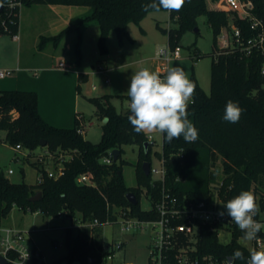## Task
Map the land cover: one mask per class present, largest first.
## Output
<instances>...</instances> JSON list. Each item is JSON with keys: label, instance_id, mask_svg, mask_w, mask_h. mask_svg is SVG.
I'll use <instances>...</instances> for the list:
<instances>
[{"label": "trees", "instance_id": "trees-1", "mask_svg": "<svg viewBox=\"0 0 264 264\" xmlns=\"http://www.w3.org/2000/svg\"><path fill=\"white\" fill-rule=\"evenodd\" d=\"M228 0H185L179 12H168L161 8L159 12L170 13V22L176 26L169 30L157 23V28L169 37L171 49L180 46L182 37L189 32L200 35V18L206 22L213 34V46L209 56L213 58L211 67V90L207 94L201 87L195 74L191 81L196 85L195 103L188 106V117L199 129V139L187 143L181 135L169 143L163 134L162 164L167 170L160 193L154 191L152 174L146 176L142 165L150 162L153 144L146 133L133 131L127 116L117 112L110 103V96L91 99L97 108V116L103 122L102 136L98 144L91 143L78 133L80 120L76 119L70 127H59L43 117L39 106V94L35 90L0 91V131H5L9 145H20L24 150L35 151L43 148L55 158L63 156V174L58 179L48 176L45 165L34 164L42 174L43 181L35 185L25 182L14 183L0 172V222L14 209L24 213L35 212L46 217L65 215L74 224L67 229L68 254L52 264H107L110 253L105 252L103 229L109 219L115 222L117 209H129L130 215L140 220L156 219L157 214L141 206L142 188L156 196L149 198L151 205L165 195L176 198L180 203L208 202L216 193L227 202L241 191H251L264 202V53L256 51L246 56L240 47L221 48L218 37L227 34L231 25L237 26L246 42L255 35L248 20L227 4ZM254 4L253 14L264 18V0H244ZM20 2L21 7L10 8V4ZM150 0H0L5 5L0 13V36L16 35L20 28V15L25 7L34 5H62L91 8V14L81 21L73 22L58 35L44 38L55 42L57 46L68 34L77 32L78 40L75 54L81 58V27L90 22L100 26L98 46L100 53H109L107 41L110 33L116 32L120 45L126 40L132 42L128 26L140 25L150 14L142 4ZM22 8V9H21ZM7 28V31L6 29ZM196 45V43L194 44ZM203 57L197 53L196 59ZM129 98V97H128ZM238 101L244 109L238 123H229L222 119L227 101ZM45 142V146L41 143ZM140 146L139 187L129 188L123 177L122 166L115 161L107 165L102 159L114 150L121 155L126 145ZM121 155L119 158H121ZM32 156V155H31ZM222 161L223 179L213 170L218 159ZM151 163V162H150ZM152 167V164H151ZM92 173L96 186L79 185L77 178L81 174ZM162 185V186H161ZM162 187V188H161ZM42 193V199L32 202L31 198ZM132 192L138 199L137 205H131L127 194ZM80 215V217H78ZM99 225L76 228L79 221ZM1 225V224H0ZM212 227H203L199 245L200 255H214L220 260L232 257L237 249L244 254V260L235 264H247L250 251L238 242L242 232L236 230L229 244L219 241ZM36 258L33 264H39Z\"/></svg>", "mask_w": 264, "mask_h": 264}, {"label": "rangeland", "instance_id": "rangeland-1", "mask_svg": "<svg viewBox=\"0 0 264 264\" xmlns=\"http://www.w3.org/2000/svg\"><path fill=\"white\" fill-rule=\"evenodd\" d=\"M81 9H84V7L62 5L25 7L20 15L21 29L19 28V30H21V42L14 40L11 34L0 36V68L4 66L3 63L5 61L18 57V53H21L25 66L28 65L31 69H41L39 70L41 75L43 74L41 72L42 68L47 62L46 57L51 55H54L50 60L52 64L58 65L61 59L68 62L70 66L75 64V45L78 40L76 31L68 34L57 46L55 42H48L43 39L58 35L73 22L83 19L86 13ZM199 22L200 35L195 32L194 34L189 32L182 37L180 42L182 59L171 63L170 68L175 66L183 67L189 79L194 72L203 90L210 94L213 58L209 56V53L212 51L213 34L206 22V17H201ZM162 24L164 28H169L165 20L162 21ZM172 27L176 26L172 25ZM19 30L18 34H20ZM131 32L132 37L140 42L147 40V44L142 48H128L121 55L122 52L117 46L118 38H116V32L110 33L114 38L109 42L111 56L105 69L102 65H96L97 57L94 55L95 47L92 42V36L88 38L85 36L84 50L86 61L84 62L83 71L88 74V77L83 81H79L77 86L73 81H60L58 78L53 81V85H45L44 90H41L40 96L43 117L46 120H54L55 118L66 120L67 115L65 114L76 110L80 114V120L85 125L84 138L91 143L98 144L101 137H103V122L98 118L96 105L91 99L110 96V103L117 112L120 114L127 113L129 111L130 98H128L126 92L130 86L133 73L143 68L159 72L160 61L157 55H152L154 52L150 42L155 37L163 40V43L158 47V51L168 48L169 45L167 35L156 28L155 21L150 17L145 18L140 25L132 23ZM195 43L196 45H194ZM68 44L72 45L71 48H68ZM198 52L203 54V57L199 60L196 59V53ZM27 75L35 79L34 71H29ZM17 78L18 75L15 73L12 77L0 79V85H8ZM6 134L5 131H0V172H3L14 183L25 182L31 186L35 185L40 172L34 164L38 163V157L43 155L45 150L39 148L33 152L28 150L16 152L15 147L10 146L6 140ZM146 135L147 137L151 136L154 143L150 153L152 167L154 169H162L163 134L154 132L146 133ZM123 150L121 158L116 163L119 167L122 166L123 177L127 186L129 188L139 187L140 178L137 165L141 156L139 155L140 146L138 143L126 145ZM30 154L32 156H29ZM60 165L61 162L57 158L51 157L49 166H46L45 169H47L46 171L54 170L59 168ZM9 170H13L14 174L9 175ZM213 170L219 175L218 179L222 180L224 175L220 158L217 160L216 167ZM152 183L154 191L160 193L159 184L163 185L164 182L159 177L152 176ZM141 188L143 190L141 206L143 209L149 210L152 208L149 198H154L157 194L156 192L154 194L148 192L149 190L143 185H141ZM223 205L224 203L219 204L220 211L226 212ZM0 224L1 228L22 232L25 239L21 241L20 247L28 250L31 254L37 248L43 264H52L65 258L68 254V246L66 244L67 229L71 228L74 222L64 214L60 217L43 218L35 212L24 213L19 209H14L8 217L1 220ZM77 226H75V229ZM156 232L157 230L152 228H137L123 232L120 222L106 225L103 229L105 252L113 255V259L106 260L107 264H150L154 253L153 239ZM232 240L233 234L230 231L220 232L219 241L222 244H229ZM238 242L249 250L253 248L252 240L239 238ZM117 244H123L122 248L117 249Z\"/></svg>", "mask_w": 264, "mask_h": 264}, {"label": "built area", "instance_id": "built-area-1", "mask_svg": "<svg viewBox=\"0 0 264 264\" xmlns=\"http://www.w3.org/2000/svg\"><path fill=\"white\" fill-rule=\"evenodd\" d=\"M1 4V3H0ZM227 4L233 11L238 12L243 18L249 21L250 29L255 32V35L249 38L246 42L243 40L240 29L231 25L227 34L222 33L218 37V43L221 48L231 49L240 47L246 56L253 55L256 51L264 53V18L257 17L253 14L254 4L251 1L244 0H228ZM15 6L21 7V3L10 4V8ZM5 8V5H4ZM7 31V28H5ZM14 40L20 41L21 37L17 33L12 35ZM157 56L160 61L159 73L161 77L167 74L169 69V63L172 60L179 59L181 57V48L171 49L168 48L159 50ZM59 68L65 69V61L59 64ZM20 69L12 70H0V79H6L12 77ZM264 74V68H263ZM37 76V74H35ZM95 88V87H94ZM193 103L189 102V105ZM80 120V119H79ZM80 127L78 133L85 134V125L80 120ZM85 136V135H84ZM149 142L153 143V138L148 137ZM23 148L20 145L15 147L16 152H23ZM30 154L29 156H31ZM113 152L107 157L102 159L103 164L110 165L114 161ZM54 157L49 151H45L43 155L38 157V163L40 165L49 166V159ZM61 162L59 168L46 171L48 176L52 179H58L63 174V156L58 159ZM47 170V169H46ZM14 174L13 170H9V175ZM152 176H157L164 182L167 170L163 166L162 169H154L151 167ZM43 181L42 174L38 177V182ZM77 183L79 185H92L96 186L95 177L92 173H84L78 176ZM161 200L155 205H151L149 210L156 212V219L140 220L130 215L129 209L119 208L115 215L117 217L115 222L106 220L105 226L114 223H121L122 231H131L137 228H152L157 230L153 239L154 253L150 264H229L230 258L220 260L214 255H200L199 243L201 239V231L203 227H212L211 229L217 232L218 238L221 231H230L233 235L236 230L242 232L239 238H244L242 230L235 225L231 219L225 215L220 217V203H226L223 201L218 193L215 194L214 199L205 202H189L180 203L176 198H171L170 195H165L164 189L162 192ZM255 194V193H253ZM257 203L260 206V213L254 217L264 225V202L261 203L259 197L255 196ZM62 216V215H61ZM121 220V221H119ZM100 222L95 220L93 223H84L79 221L76 228H85L99 225ZM75 225V226H76ZM74 226V227H75ZM22 232H17L13 229H4L0 226V264L1 258H4L7 264H33L36 258H40V252L37 248L34 249V253H29L28 250L20 247L21 241L24 240ZM253 248L249 250H264V227L258 233V239L252 240ZM19 246V248H18ZM123 244H117L116 248H122ZM250 257V256H249ZM108 259H113V255L110 254ZM235 264V262H234Z\"/></svg>", "mask_w": 264, "mask_h": 264}, {"label": "clouds", "instance_id": "clouds-1", "mask_svg": "<svg viewBox=\"0 0 264 264\" xmlns=\"http://www.w3.org/2000/svg\"><path fill=\"white\" fill-rule=\"evenodd\" d=\"M185 0H150L142 4V9L147 12L153 9L159 12L161 8L168 12H179ZM196 85L191 81L183 67L175 66L167 70L161 77L158 71L143 68L131 76L130 86L126 95L130 98V114L127 116L135 133L164 134L167 142L181 135L187 143H194L199 139V129L188 118L189 102L195 103L194 92ZM244 109L238 101L229 99L226 103L222 119L229 123H238ZM225 211L218 215H227L231 221L244 233V239H258L262 225L255 220L260 213V206L251 191H241L239 195L228 200L223 205ZM240 250L234 251L229 264L236 260H244ZM247 264H264V250H253Z\"/></svg>", "mask_w": 264, "mask_h": 264}, {"label": "crops", "instance_id": "crops-1", "mask_svg": "<svg viewBox=\"0 0 264 264\" xmlns=\"http://www.w3.org/2000/svg\"><path fill=\"white\" fill-rule=\"evenodd\" d=\"M75 10H79V9H75ZM81 10L83 12L85 11V13H86V14H84L83 18L85 16L87 17L88 15L91 14V8H89V7H84V9H81ZM148 17L152 18L155 21L156 28H157L158 22L163 27L162 21H164V20H165V23L168 24V26H169V28H167V29L169 30L170 28H172L173 24L170 22L171 16H170V13H168V12H156V13L150 14ZM76 20H77V18H76ZM81 20H82V18L79 21H81ZM131 24H129V26H128V32H129V35L133 41L130 42V41L126 40L124 42V44L120 45L119 40L117 39V42H118L117 46H118L120 52H122L121 55H123L128 48H134V47L142 48L148 42L147 40L140 42V41H138V39L132 37ZM20 29H21V27H20ZM142 29H143V27H142ZM143 30H145V29H143ZM80 31H81V35H82V43H81L82 49H81V58H80L79 63H77V61L79 60L77 58V56L75 58V64H71V66L64 59H61L59 64L62 61H65L66 65H68L65 69H62V68H59V66H60L59 64H58L59 66L52 64V62L50 60H51V58L54 57V55H51L49 57H46L47 62L45 64L44 68H42L41 72L43 74L41 75V74H39V70H41V69H39V70L38 69H31V68H29L28 65L25 66V64H23V60H22L21 55H20L21 53H18V57L16 56L14 59H11L10 61H5V63H3L4 66H2V68H0V70H6V69L17 70V69H20V71L17 72L18 78L15 79L14 82L9 83L8 85H5V84L0 85V91L16 90V89L35 90L38 92L39 99H40L41 90L42 91L44 90V88H45L44 86L45 85H53V81H56L55 80L56 78L60 79V81L61 80L62 81H69V82L73 81L74 83H76V86H77L79 84V81H83L88 77V74L85 71H83V69L85 67L84 62L86 61L85 60V50H84L85 49L84 48L85 36L87 38L92 36V38H93L92 42L94 43V47H95L94 55L97 57L96 65H102V66H104V69L107 68V61L110 59V56H111V49L109 47V42H110V40L111 41L113 40V38H114L113 35L110 34L108 41H107L109 53L106 55H102L100 53V49H98L99 48L98 42H99V38H100V33L102 32L100 30V26L96 22H90V23L84 24L81 27ZM144 32L146 33V31H144ZM19 33H20L19 35L21 37V30H19ZM116 38H118V37H116ZM167 39L169 42L168 36H167ZM21 40H22V37H21ZM21 40L19 41V43L21 42ZM162 43H163V40L159 39V37H155L154 40H152V42H150V44L153 46V52H154L152 55L156 56L158 54V52H160V51H158V47H160V44H162ZM71 46H72L71 44H68V48H71ZM19 50H20V48H19ZM196 55H197V53H196ZM181 59H182V54H181V57L179 59L172 60L169 63V68H170L171 63L180 61ZM211 67H212V64H211ZM159 70H161L160 67H159ZM29 71H34L35 79L28 77L27 73ZM35 74H37V76ZM191 77H192V75H191ZM191 77H190V79H191ZM196 78L198 79L197 76H196ZM37 80H39V81H37ZM198 81H199V79H198ZM199 83H200V81H199ZM106 95H108V94H106ZM40 103L41 102L39 101L40 111L42 113V110H41L42 108H41ZM128 108L130 110L129 106H128ZM65 115H67L66 120L65 119L60 120L59 118H55L54 120H52L50 118L51 120L47 119V121L50 122L51 124L55 125V126L70 127L73 125V123L75 122L76 119H80L79 118L80 114L76 110H74L73 112L70 111L69 114H65Z\"/></svg>", "mask_w": 264, "mask_h": 264}, {"label": "water", "instance_id": "water-1", "mask_svg": "<svg viewBox=\"0 0 264 264\" xmlns=\"http://www.w3.org/2000/svg\"><path fill=\"white\" fill-rule=\"evenodd\" d=\"M3 10H4V5L0 4V13L3 12ZM198 31H199L198 29L195 30V32H198ZM149 144H151V142H147L145 144L146 148L149 146ZM45 145H46L45 142H42L41 143V146H45ZM113 154H114L113 155L114 161L117 162L118 159H119V156L121 155L120 150H118V149L117 150H114L113 151ZM142 168H143V171H144L145 175L146 176H149L150 173H151V163L148 162V161L147 162H144L143 165H142ZM41 199H42V193L39 192L35 196H33L31 198V201L32 202H38ZM127 199H128V201H129V203L131 205H137L139 203L137 197L132 192H130V193L127 194ZM230 260H231V258H230ZM90 263L93 264L94 261H90ZM1 264H7V262H6V260L4 258H1ZM39 264H43V261H41Z\"/></svg>", "mask_w": 264, "mask_h": 264}]
</instances>
